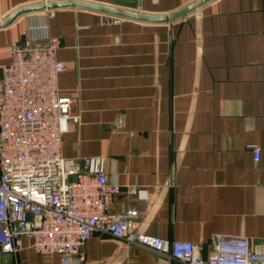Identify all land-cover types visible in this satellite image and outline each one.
Returning <instances> with one entry per match:
<instances>
[{"label": "crops", "instance_id": "crops-1", "mask_svg": "<svg viewBox=\"0 0 264 264\" xmlns=\"http://www.w3.org/2000/svg\"><path fill=\"white\" fill-rule=\"evenodd\" d=\"M200 0H0V23L35 5L82 2L166 17ZM77 7L24 15L0 30V65L28 23L62 42L58 88L74 100L62 157H106L124 192L113 213L137 210L131 231L195 244L217 237L264 242V0H214L167 24ZM253 147L260 149L259 161ZM0 264H63L22 238ZM85 264H177L96 233Z\"/></svg>", "mask_w": 264, "mask_h": 264}, {"label": "built area", "instance_id": "built-area-1", "mask_svg": "<svg viewBox=\"0 0 264 264\" xmlns=\"http://www.w3.org/2000/svg\"><path fill=\"white\" fill-rule=\"evenodd\" d=\"M125 20L107 16L105 22ZM22 37L10 45V63L0 65V262L18 254L25 238L43 257L85 264V246L99 233L177 264H264V242L217 237L203 258L193 243L132 232L137 210L115 214L114 203L124 193L145 200L146 192H124L107 174L106 157H62L64 136L78 117L74 100L59 93L61 40L40 19ZM253 155L259 161L260 149L253 147Z\"/></svg>", "mask_w": 264, "mask_h": 264}, {"label": "water", "instance_id": "water-1", "mask_svg": "<svg viewBox=\"0 0 264 264\" xmlns=\"http://www.w3.org/2000/svg\"><path fill=\"white\" fill-rule=\"evenodd\" d=\"M214 0H200L185 9L174 13L170 16L166 17H155L150 15H144L140 14L134 11H129L125 9H120L116 7H105L101 5H94V4H88V3H82V2H62V3H52V4H45V5H35L30 7H24L17 11H15L8 19L0 23V30L4 29L10 25H12L18 18L29 15L33 13H39L42 11H54L57 9H63V8H72L77 7L81 9L96 11L102 14H106L109 16H114L122 19L127 20H134V21H140L145 23H155V24H167L172 23L175 21H178L190 13L194 12L198 8L212 2Z\"/></svg>", "mask_w": 264, "mask_h": 264}]
</instances>
